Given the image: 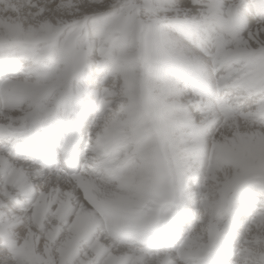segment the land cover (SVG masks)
Listing matches in <instances>:
<instances>
[{
  "label": "snow or ice",
  "instance_id": "1",
  "mask_svg": "<svg viewBox=\"0 0 264 264\" xmlns=\"http://www.w3.org/2000/svg\"><path fill=\"white\" fill-rule=\"evenodd\" d=\"M0 264H264V0H0Z\"/></svg>",
  "mask_w": 264,
  "mask_h": 264
}]
</instances>
